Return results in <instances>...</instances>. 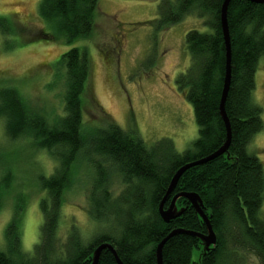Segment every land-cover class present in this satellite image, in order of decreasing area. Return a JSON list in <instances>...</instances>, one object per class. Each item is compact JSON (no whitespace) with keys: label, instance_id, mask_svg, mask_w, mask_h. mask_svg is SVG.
<instances>
[{"label":"trees","instance_id":"16d2710c","mask_svg":"<svg viewBox=\"0 0 264 264\" xmlns=\"http://www.w3.org/2000/svg\"><path fill=\"white\" fill-rule=\"evenodd\" d=\"M99 1L41 0L40 15L47 28L55 32L43 30L36 38L73 44L90 36L96 26ZM223 1L177 0L171 4L163 0L158 8L159 29L182 21L192 11L199 12L207 28L205 31L191 29L186 34L185 49L190 65L176 79L179 91L192 105L198 127V136L186 151L178 152L170 138L148 146L136 130L124 129L113 121L100 129H90V134L86 132L83 117L86 99L91 93L92 62L83 46L68 49L55 63L56 76L62 82L63 108L52 119L33 110L14 87L0 88V117L7 135L11 139L26 135L25 138L47 151L56 162L53 173L39 179L45 196L40 201L43 220L37 244L31 251L22 249L23 213L16 209L6 228L7 245L0 250V264H90L93 251L103 242L112 244L124 264H157V246L172 231L207 234L205 223L187 198L176 200L178 209L184 211L168 223L162 219L159 205L180 167L212 155L227 140L220 113L226 71L220 20ZM228 26L232 77L225 111L232 133L230 145L224 154L188 168L164 202L166 209L176 194L196 193L218 244L204 250L198 237L176 234L163 246V264H238L233 261L236 254H227L229 246L233 252L249 253L264 264V219L261 217L264 167L249 151L254 136L264 130L263 107L252 96L255 75L264 56V3L231 0ZM90 151L108 157L126 185L114 196L107 187L106 176L96 170L91 176L88 214L94 221L108 225L109 230L96 235L91 242L73 232L58 252L56 233L68 180L74 165L84 162L82 156L90 163ZM98 264L117 262L112 252L105 249Z\"/></svg>","mask_w":264,"mask_h":264},{"label":"rangeland","instance_id":"374dc122","mask_svg":"<svg viewBox=\"0 0 264 264\" xmlns=\"http://www.w3.org/2000/svg\"><path fill=\"white\" fill-rule=\"evenodd\" d=\"M162 1L100 0L92 34L66 44L58 39L36 38L43 30L55 32L47 28L40 15L41 0H0V88L14 87L33 110L52 119L63 108L62 82L56 76L55 63L68 49L83 46L92 62L91 93L83 117L86 132L90 134V129H100L113 121L124 129L136 130L148 146L170 138L178 152L186 151L197 138L198 127L192 105L179 91L176 79L190 65L186 34L191 29L207 28L199 12L192 11L182 21L159 29L156 19ZM166 1L174 4L177 0ZM255 79L252 96L263 107L264 120V56ZM25 136L11 139L0 117V250L6 248V228L18 208L23 213L22 249L31 251L37 244L43 220L40 201L45 196L39 179L53 173L56 165L47 151ZM249 151L264 167V130L254 136ZM90 154V163L82 156L84 162L74 165L68 180L56 233L58 252L73 232L91 242L109 230L108 225L94 221L88 214L91 176L96 170L106 176L114 196L126 185L108 157L94 151ZM261 217L264 219V200ZM228 251L236 254L232 260L238 264H261L249 253H235L231 246Z\"/></svg>","mask_w":264,"mask_h":264},{"label":"water","instance_id":"95a60500","mask_svg":"<svg viewBox=\"0 0 264 264\" xmlns=\"http://www.w3.org/2000/svg\"><path fill=\"white\" fill-rule=\"evenodd\" d=\"M248 1L256 2V3H264V0H248ZM230 2H231V0H224L223 1L222 7H221V13H220L221 27H222V33H223V38H224V42H225V51H226V71H225V78H224V84H223V89H222V95H221V99H220V113H221V116L223 117L225 125H226L227 140H226L225 144L219 150H217L215 153H213L212 155H210L206 158L200 159L198 161L188 163V164L180 167L175 172L173 177L171 178V181H170V184L167 188L166 194H165L162 202L159 205V213H160L162 219L168 223V222H171L176 217H178L179 215H181L184 211V209H182V208L178 209V207L175 204L176 200L179 197L187 198L191 202L196 213L200 216V218L205 223L208 232H207V234L203 235V234L195 233L192 231H185V230H174V231H172L157 246V249H156L157 264H163V261H162L163 246H164L165 242L170 237H172L176 234L186 233V234H190V235L198 237L203 243L204 250L211 248V246H215L217 243V235H216L215 231L213 230L212 225H211L210 221L208 220L207 216L204 214L202 200L196 193H194V192H182V193L176 194L173 197L170 206L166 209L164 208V202L170 197V195L174 191L181 175L188 168L195 166V165L203 164V163H205L211 159L216 158L217 156H219L221 154H224L228 150V147H229L230 142H231L232 133H231V128H230V122H229V119H228L226 111H225V103H226L227 96L229 93L230 84H231V77H232V67H231L232 50H231V39H230V32H229V26H228V8H229ZM105 249H108L112 252L117 264H124L121 261V259L118 257L115 248L112 246V244L110 242H103L95 248V250L92 253V261L90 264H98L99 259H100V255H101L102 251Z\"/></svg>","mask_w":264,"mask_h":264}]
</instances>
